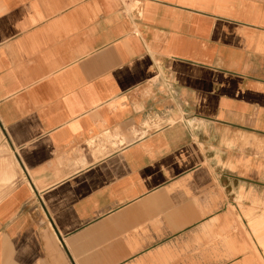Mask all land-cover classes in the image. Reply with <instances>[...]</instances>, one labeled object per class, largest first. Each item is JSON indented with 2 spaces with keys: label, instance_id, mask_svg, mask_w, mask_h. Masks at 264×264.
Returning <instances> with one entry per match:
<instances>
[{
  "label": "crops",
  "instance_id": "crops-1",
  "mask_svg": "<svg viewBox=\"0 0 264 264\" xmlns=\"http://www.w3.org/2000/svg\"><path fill=\"white\" fill-rule=\"evenodd\" d=\"M0 264H264V0H0Z\"/></svg>",
  "mask_w": 264,
  "mask_h": 264
}]
</instances>
